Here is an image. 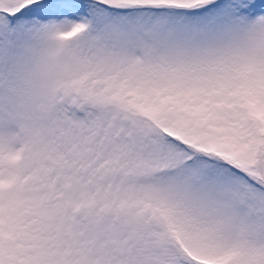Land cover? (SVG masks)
Here are the masks:
<instances>
[{
    "label": "snow or ice",
    "instance_id": "1",
    "mask_svg": "<svg viewBox=\"0 0 264 264\" xmlns=\"http://www.w3.org/2000/svg\"><path fill=\"white\" fill-rule=\"evenodd\" d=\"M0 264H264V0H0Z\"/></svg>",
    "mask_w": 264,
    "mask_h": 264
}]
</instances>
